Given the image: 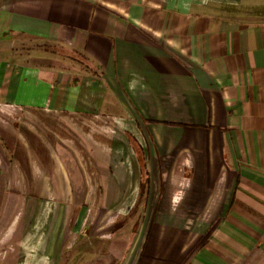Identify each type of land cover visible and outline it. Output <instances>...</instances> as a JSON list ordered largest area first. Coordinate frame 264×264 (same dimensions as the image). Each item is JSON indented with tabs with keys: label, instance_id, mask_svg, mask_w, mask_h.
Listing matches in <instances>:
<instances>
[{
	"label": "crops",
	"instance_id": "0c3cea01",
	"mask_svg": "<svg viewBox=\"0 0 264 264\" xmlns=\"http://www.w3.org/2000/svg\"><path fill=\"white\" fill-rule=\"evenodd\" d=\"M0 109V264H264V0H0Z\"/></svg>",
	"mask_w": 264,
	"mask_h": 264
},
{
	"label": "rangeland",
	"instance_id": "374dc122",
	"mask_svg": "<svg viewBox=\"0 0 264 264\" xmlns=\"http://www.w3.org/2000/svg\"><path fill=\"white\" fill-rule=\"evenodd\" d=\"M6 113L5 111H2L0 109V116H4ZM3 192V195H2V192ZM0 196H16L15 194H12L9 190H0ZM23 208H24V205L19 203V204H2L0 205V215L1 213H6L9 214L10 216H7V220L5 222H2L3 223V228L1 227L2 231L4 232V238L3 240L6 239L7 236H9V234L11 233V230H12V223L14 222V224L16 225V227H13L16 229V236H17V225L19 223V220H20V217H21V214L23 213ZM1 244V243H0ZM16 248V237L14 238L13 242L10 243V244H3L1 247H0V255L4 256L8 251H11V250H15Z\"/></svg>",
	"mask_w": 264,
	"mask_h": 264
}]
</instances>
